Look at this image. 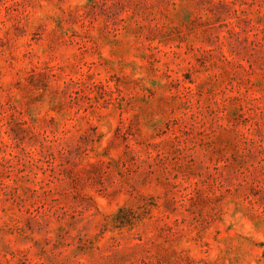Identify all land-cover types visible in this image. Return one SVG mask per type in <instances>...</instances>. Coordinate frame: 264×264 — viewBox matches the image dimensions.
<instances>
[{"label":"rangeland","instance_id":"obj_1","mask_svg":"<svg viewBox=\"0 0 264 264\" xmlns=\"http://www.w3.org/2000/svg\"><path fill=\"white\" fill-rule=\"evenodd\" d=\"M0 264H264V0H0Z\"/></svg>","mask_w":264,"mask_h":264}]
</instances>
